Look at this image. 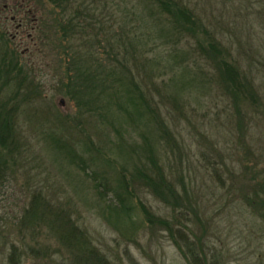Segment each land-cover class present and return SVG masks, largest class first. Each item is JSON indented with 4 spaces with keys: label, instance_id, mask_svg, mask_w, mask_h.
Segmentation results:
<instances>
[{
    "label": "rangeland",
    "instance_id": "1",
    "mask_svg": "<svg viewBox=\"0 0 264 264\" xmlns=\"http://www.w3.org/2000/svg\"><path fill=\"white\" fill-rule=\"evenodd\" d=\"M179 1L202 20L201 43L206 46L214 40L221 45L225 59L252 83L255 99L248 97L237 108L196 40L177 41L171 35L164 39L157 35L158 27L150 30L159 46L151 51L139 49L136 57H129L135 65L136 87L152 97L153 108L144 112L154 120L146 137L152 142L148 152L161 165L168 182L181 181V185L175 183L178 188L189 189L195 210L187 216L178 212L184 217L175 221L164 192L156 193L146 181H131L128 192L145 207L134 214L136 226L131 227L106 210L103 200L113 192L100 193L93 174L96 171L107 177L114 188L117 173L131 179L130 172L137 165L150 167V155L139 150L140 160L135 154L112 152L111 136L105 140V130L99 126L101 103L89 96L90 109L81 108L78 97L68 94L62 53L65 40L50 15L52 6L35 0H0V30L9 37L8 43L0 41V54L8 53V64H19L20 70L19 78L11 80L13 87L23 77L33 82L18 95L15 117L25 148L16 155V162L0 143V154L14 171H5V183L0 182V264L8 263L13 246L21 250L24 233L18 229V220L38 195V202L46 199L53 214L37 225L42 252L24 264H66L58 255L57 216L71 218L76 227L88 229L93 242L116 264H264V0ZM86 4L110 19L112 26L126 19L129 10L142 12L144 8L140 0H86ZM97 24L92 41L97 44L95 49L88 43L83 46L82 37L81 41L70 37L67 42L75 44V52L78 48L92 50L95 61L106 57L110 66L113 57L104 51L107 45L98 44L103 39ZM188 42L193 44L191 48ZM176 44L179 54L175 62L176 53L171 49ZM136 59L147 64V70L145 65V70L139 69ZM112 68L119 70L114 64ZM194 76L199 79L195 85ZM13 87L0 93V102L4 95H13ZM16 103H9L7 109ZM133 138L143 143L137 132ZM156 172L149 174L162 184ZM151 219L175 225L169 229L168 225L148 223ZM26 239L28 250L29 244L38 242L33 243L30 236ZM49 246V255L44 257L43 250Z\"/></svg>",
    "mask_w": 264,
    "mask_h": 264
},
{
    "label": "trees",
    "instance_id": "2",
    "mask_svg": "<svg viewBox=\"0 0 264 264\" xmlns=\"http://www.w3.org/2000/svg\"><path fill=\"white\" fill-rule=\"evenodd\" d=\"M35 1L39 4H47L46 0ZM48 1H50L51 4L47 5H49V7L52 6L50 15H53L52 18L57 20L56 29L62 33L61 38L65 40L62 53L65 57L64 63L66 64V70L64 72L67 73L66 75L68 78V94L73 98H75L74 96L78 97V99L76 98L77 103L81 108L90 109L87 100V97L89 96L90 99L98 102L97 104L101 103V109L100 106L98 109L103 111L100 113L99 126L105 130V140L109 139V136H111V140L109 139L108 141L111 142V147L109 149L112 152H116L119 155L126 154L127 156L135 154L140 160H142L139 150H141L142 153H147L152 149V142L146 137L154 120H152L151 114L144 115L145 111L148 113L150 111L149 108H153L151 102L152 97L149 98L148 93L145 94L136 87L133 76L135 65L133 63L130 64L129 57L132 58L134 54L136 57L139 49L151 51L153 48L159 46L155 44L154 40L156 39H154V35L150 32V30L155 27H158V30H156L157 35H160V37L164 39L171 35L174 36L177 41H180L183 38L192 39L191 42L196 40L197 46H199L203 52L207 53L205 60L208 61L214 69V76L220 79L219 85L225 88L226 91L233 96L232 99L237 108L239 107V104L245 99H248V97L252 100L255 99L252 83L247 79V76L241 75L238 67L225 59L223 56L224 53L221 51V45L214 40L213 42L206 44V46L201 43V33L205 28L202 20L192 9L179 0H140L144 6L142 12L137 11L139 9L133 11L129 10V14L127 13L125 15L126 19L119 22L116 21L117 26H112L113 23L110 24V19L107 20L104 18V15L97 14L95 9H90L88 7L89 5L86 4V0ZM137 6H135V8ZM95 23L100 25V38L103 39V41L98 44L107 45L105 46L104 51L108 52L109 55L104 51L101 53L113 57L110 66L106 57L105 59L98 58L95 61V53L92 52L97 45L95 43L93 45L92 42L95 38L94 35L97 32L95 31L97 28ZM4 34L5 33L0 30V41L3 40L8 43L9 37H5ZM70 37L77 38L79 41H81L82 37V39L86 41V44L82 45L86 46L88 43L93 47L92 50L89 51L87 46L88 51H81L78 48L79 51L75 52V44H68L67 42ZM188 44H190V42H188ZM161 45H165V43H162ZM192 46L193 44L191 43L188 47L191 48ZM97 47H99V45ZM121 49H123V51ZM123 52H125V55ZM171 52L172 54L176 53L174 57L176 62L179 54L177 51V44L172 47ZM200 52L201 50L199 53ZM7 54H0V93L6 88L13 87L11 80L16 81L20 76L18 72L20 71L18 70L19 64L17 63V66H14L12 62V66L11 64H8L6 61ZM218 56H220V58H218ZM89 57L92 59L93 64H95V68L92 67L93 64L89 61ZM121 57L124 59L122 60ZM154 62L159 64L161 61L154 59ZM112 63L114 64V67L118 66L119 70L118 68H112ZM134 63L139 69L147 70V64H139V60L137 59ZM150 63L151 60L148 65ZM195 63H197V61H195ZM111 68L112 71L108 74V70ZM191 78L192 84H197L196 81L199 80L197 76ZM29 81L30 80L23 77L21 83L14 85L15 89L13 95H4V101L0 102V143L8 152V156L11 155L15 162L16 158H18L16 155L22 153V149L25 148L23 147V141L21 140L22 128L18 124L17 117H15L18 115L19 111L18 95L23 91V86H31L33 84V82L29 83ZM15 102L17 103L12 105V108L7 109L9 103ZM140 109L143 110V113ZM123 112L126 114H123ZM129 115H133L137 119L129 117ZM127 116L133 122L129 121ZM62 124L64 125L63 122ZM159 125L161 127L162 124ZM107 129H109L108 135H106ZM111 131L113 134L110 133ZM136 132L143 138V143L141 142L142 144L133 138V135ZM59 145L61 146V144ZM148 155H150L151 158L150 167L145 166L143 168V165H137L136 168L130 172L131 179H128L123 172L117 173L119 177L117 178L118 186L114 188L113 185L112 188L110 187L108 182L109 179L107 177H102V175L96 171L93 174L94 178H96L94 179L97 183L96 188L100 193H102L103 190L106 192H113V196L109 197V199L103 200L106 210H109V214L116 218L118 222L125 220V224L131 227L136 226L134 214L137 211H141L142 208L145 209V207L140 206L142 201L140 199L135 200L133 194L128 192V184H130L131 181L139 184H141L142 181H146L145 183L147 186L152 188L156 193L164 192L167 196L166 203L171 206L172 215H174L175 221L183 219V217L187 216L190 211L195 210L189 189L185 186L179 189L177 185H181V181L180 183L175 182L177 185L168 182L165 177L166 175L161 171V165L149 152ZM105 159L107 158L105 157ZM10 167L9 161L0 154V182L3 180L5 183L3 177L4 172L11 171ZM155 172L157 178H162V184L155 179H152L153 177L149 174ZM143 176L145 178H142ZM160 185L165 188L162 190ZM38 196L37 198L35 196L34 203L24 210L23 215H20V220H18V229L24 233L20 238V240H22L21 245L24 249L22 250V247L20 246L21 250H18V248L11 246L12 249L10 250L9 255H7V264H24L33 254L38 256L39 253L42 252V249L39 248L41 243L40 240L38 241V235L36 234L37 225L38 222L40 223L44 221V218L47 216L49 218L50 214H53V212L48 207V204L45 205L46 199L43 202H38ZM261 203L264 204V198ZM45 209L47 213L45 212ZM178 212H184V216H178ZM69 219L71 220V218L56 217V221H59L60 223L58 229L60 231L61 241L58 255L64 263L116 264L93 242L88 229L76 227L69 221ZM148 223H159L165 227L168 225L169 229L170 225H175L172 222H163L159 219L156 221L151 219V222ZM29 236L34 241L33 243H35V241L38 242L34 245L29 244L30 248L28 250L25 248H27L26 238H29ZM179 239H184V237L180 235ZM49 249L50 246L43 250L44 257L49 255Z\"/></svg>",
    "mask_w": 264,
    "mask_h": 264
}]
</instances>
